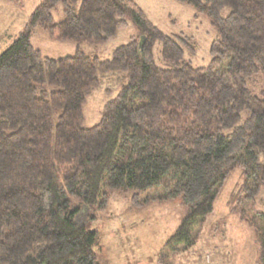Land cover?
Wrapping results in <instances>:
<instances>
[{"label": "trees", "instance_id": "trees-1", "mask_svg": "<svg viewBox=\"0 0 264 264\" xmlns=\"http://www.w3.org/2000/svg\"><path fill=\"white\" fill-rule=\"evenodd\" d=\"M178 1L218 32L206 66L187 59L190 36L165 33L135 0H43L0 53V264H101L100 234L80 219L107 189L181 198L188 210L166 246L185 251L236 167L243 182L228 203L264 264V0ZM129 18L138 32L110 58L82 50ZM38 27L76 52L44 55ZM106 80L116 94L86 127L84 106Z\"/></svg>", "mask_w": 264, "mask_h": 264}, {"label": "rangeland", "instance_id": "rangeland-1", "mask_svg": "<svg viewBox=\"0 0 264 264\" xmlns=\"http://www.w3.org/2000/svg\"><path fill=\"white\" fill-rule=\"evenodd\" d=\"M42 1L0 0V53L25 29L29 16ZM135 1L165 33L190 36L197 49L194 53L187 52V59L195 66L208 65L211 43L218 32L207 15L178 0ZM53 13L55 20L64 17L60 5ZM128 21L129 26L106 44H83L82 50L102 59L110 58L116 47L129 42L138 32L131 18ZM32 44L44 55L54 58L76 52V44L52 39L39 27L33 33ZM108 87L113 88L106 80L88 97L84 106L86 127L101 121L108 96L116 94L109 93ZM241 182L242 170L236 167L221 188L214 212L198 226L200 233L196 244L185 251H171L166 242L181 224L188 208L181 198L159 200V189L137 193L135 197V193L113 191L102 185L103 190L108 191V201L104 207L86 209L82 214L87 216L81 214L80 223L99 232L97 250L101 264H257L259 246L255 232L228 203L231 193Z\"/></svg>", "mask_w": 264, "mask_h": 264}]
</instances>
